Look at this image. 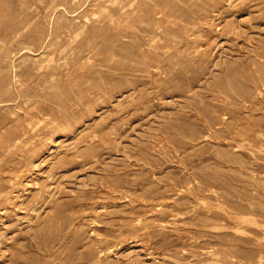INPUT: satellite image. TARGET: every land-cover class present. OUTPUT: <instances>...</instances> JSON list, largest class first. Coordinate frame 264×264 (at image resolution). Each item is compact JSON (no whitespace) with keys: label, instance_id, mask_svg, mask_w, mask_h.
I'll return each mask as SVG.
<instances>
[{"label":"rangeland","instance_id":"obj_1","mask_svg":"<svg viewBox=\"0 0 264 264\" xmlns=\"http://www.w3.org/2000/svg\"><path fill=\"white\" fill-rule=\"evenodd\" d=\"M0 264H264V0H0Z\"/></svg>","mask_w":264,"mask_h":264},{"label":"bare ground","instance_id":"obj_2","mask_svg":"<svg viewBox=\"0 0 264 264\" xmlns=\"http://www.w3.org/2000/svg\"><path fill=\"white\" fill-rule=\"evenodd\" d=\"M156 13V12H155Z\"/></svg>","mask_w":264,"mask_h":264}]
</instances>
